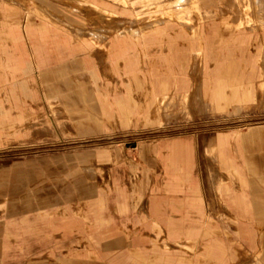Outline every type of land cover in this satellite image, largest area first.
<instances>
[{"label":"crops","instance_id":"0c3cea01","mask_svg":"<svg viewBox=\"0 0 264 264\" xmlns=\"http://www.w3.org/2000/svg\"><path fill=\"white\" fill-rule=\"evenodd\" d=\"M113 1L125 13L127 4L133 7L131 24L138 27L100 43L92 35L73 41L56 21H43L39 9L23 16L14 3L0 0V104L9 96L16 110V91L27 90L23 76L31 68L54 65L56 71L72 59L89 76L93 93L86 103L93 108L77 122H92L97 131L264 108V0H216L214 6L213 0H196L197 20L191 16L189 22L145 15L143 4L157 0ZM84 2L119 14L103 0ZM97 49L109 80L92 67L91 52ZM76 50L86 51L84 57L76 59ZM58 103L53 96L50 105ZM54 114L74 121L66 112ZM24 119L17 111L0 119V138ZM261 136L264 127H252L241 134L218 132L205 144V154L237 182L234 187L219 178L214 185L233 230L203 221L204 183L194 143L174 138L150 147L149 154L126 155L123 165L112 169L110 182L102 170H81L86 184L100 179L86 190L93 197L74 202L73 208L31 203L6 210L0 215V264H234L246 249L262 258L255 264H264V238H258L264 233V143L256 144L260 150L247 148ZM91 158L106 167L115 161L103 148ZM229 232L236 247L220 238Z\"/></svg>","mask_w":264,"mask_h":264},{"label":"rangeland","instance_id":"374dc122","mask_svg":"<svg viewBox=\"0 0 264 264\" xmlns=\"http://www.w3.org/2000/svg\"><path fill=\"white\" fill-rule=\"evenodd\" d=\"M1 1L14 3L23 16L39 9L43 14V21H56L73 41L89 39L92 35L99 36L100 43H103L109 41L116 32L128 35L130 27H138L131 24L133 7L127 4L128 12H122L121 4L113 0L103 1L119 12L114 16L85 3L86 0ZM213 1L214 6L216 0ZM207 6L205 3L204 7ZM143 10L152 19L177 18L182 22H189L191 16L197 20L198 14L196 0L148 1L143 4ZM255 33L261 34V30L256 28ZM23 43H28L26 35ZM10 51L13 52V49L8 50ZM85 53L86 51L76 50V59L83 58ZM91 54L92 67L104 80H109L103 75L100 50H93ZM71 60L62 61L56 71L54 65L48 68L30 66V74L23 76L27 82V90L18 88L16 91V110H12L14 101L9 96L6 98L8 103L0 104V119L14 117L15 111L25 117L22 123L0 138V202L3 205L0 215L6 210L31 203L44 204V207L47 203L54 206L63 204L73 208L74 202L93 197L86 190L100 179L97 176L91 180L93 182L86 184L80 179L81 170L93 168L97 174L102 170L110 182L112 169L121 167L126 155L136 152L144 154L150 147L181 138L194 143L202 167L205 201L203 221L210 224L215 220L224 224L225 228L229 226L227 230H231L232 227L224 218V203L218 200L214 185L219 178H224L234 187H237V182L223 173L219 164L205 154V144L208 138L218 132L235 131L241 134L252 127H264V108L242 110L237 115L202 113L189 118L164 117L162 125L151 128H109L97 131L92 122H77L78 117L93 108L86 104L93 98V93L88 89L91 84L89 76L85 72L82 74L80 67ZM53 96L59 101L55 106L50 105ZM54 111L66 112L74 121L63 122L62 118L55 117ZM171 112L176 115L178 111ZM77 128H91L94 131L80 134ZM263 139L261 136L248 141L247 148L260 150L262 147L257 145L263 144ZM232 143L235 144L236 140L233 139ZM97 148L107 149L115 161L106 167L92 160L91 155ZM220 228L222 231L225 229ZM222 236H225L228 245L237 246L233 243V234H222L220 238ZM258 238H264V233L258 235ZM246 250V254L237 256L234 264H255L256 261H262L261 257Z\"/></svg>","mask_w":264,"mask_h":264}]
</instances>
